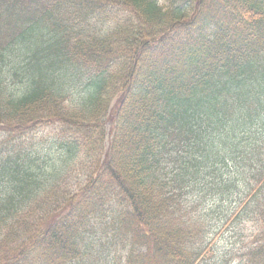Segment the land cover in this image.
I'll return each mask as SVG.
<instances>
[{
	"label": "trees",
	"instance_id": "trees-1",
	"mask_svg": "<svg viewBox=\"0 0 264 264\" xmlns=\"http://www.w3.org/2000/svg\"><path fill=\"white\" fill-rule=\"evenodd\" d=\"M162 1L0 0V264H264V0Z\"/></svg>",
	"mask_w": 264,
	"mask_h": 264
},
{
	"label": "rangeland",
	"instance_id": "rangeland-1",
	"mask_svg": "<svg viewBox=\"0 0 264 264\" xmlns=\"http://www.w3.org/2000/svg\"><path fill=\"white\" fill-rule=\"evenodd\" d=\"M52 134L53 132L50 127L43 129L36 134V137L34 139L35 142L39 144L40 147H43L41 157L38 160L40 164L48 162L52 156V154L47 155L45 151L46 148L48 149V147L51 146L50 144L54 145ZM53 150H55V146H53ZM52 161L53 159L49 161V165L52 163ZM238 198L240 197L233 196L230 201H227V203H225L223 207L212 212L210 222L211 228H213L214 230L213 233H215L214 247L216 252L222 253L230 249H241L243 246V242L248 245L254 238V235H252L251 231L253 230V226L249 222L239 223L240 230H237V221L235 219H238L239 217H236V213L235 215L233 214L232 204L233 199L238 200ZM236 259L237 256L233 260Z\"/></svg>",
	"mask_w": 264,
	"mask_h": 264
}]
</instances>
